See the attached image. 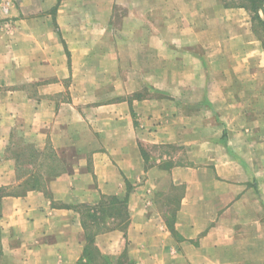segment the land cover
Segmentation results:
<instances>
[{
    "label": "crops",
    "instance_id": "1",
    "mask_svg": "<svg viewBox=\"0 0 264 264\" xmlns=\"http://www.w3.org/2000/svg\"><path fill=\"white\" fill-rule=\"evenodd\" d=\"M263 62L222 0H0V188L15 132L66 165L0 196V264H264L262 143L231 83ZM113 195L123 225L86 226Z\"/></svg>",
    "mask_w": 264,
    "mask_h": 264
},
{
    "label": "trees",
    "instance_id": "2",
    "mask_svg": "<svg viewBox=\"0 0 264 264\" xmlns=\"http://www.w3.org/2000/svg\"><path fill=\"white\" fill-rule=\"evenodd\" d=\"M226 6H241L245 7L250 11L252 21H253V29L254 32L258 35V37L261 39L263 48H264V16L261 14V10L264 8V0H222ZM264 13V9H263ZM1 91V88H0ZM14 145V143H13ZM48 150V154L44 153L41 149H34L32 151H29L28 153L22 152L19 149H15L13 151V155L16 160V171L18 180L20 183L15 186L13 189H7V188H0L1 195H8V194H21L24 195L26 192L32 189L37 190H43L47 188L43 183L42 176L40 174V171L35 169H29V173H25L26 168H21L20 165L23 162L22 157L29 156V161L34 163V158L37 159L38 156L41 155V159H46L49 161L51 160L52 164L50 165L49 169L47 170V173L49 175V180H51L54 177H57L61 173L64 172V160L60 158L53 148L52 145H48L46 147ZM42 164V163H41ZM59 164H62V168L58 170ZM49 165V164H48ZM43 182V183H42ZM125 202L126 200H120L117 196H104L102 203L99 206H92V205H82V217H84L83 222L87 226V222L89 220L93 221H102V222H108L109 226H111V222L118 218V226L123 225V222L125 221V217H122V213L119 210L121 207L125 208ZM100 212L99 217L97 216V212ZM124 213V212H123ZM107 223V224H108Z\"/></svg>",
    "mask_w": 264,
    "mask_h": 264
},
{
    "label": "rangeland",
    "instance_id": "3",
    "mask_svg": "<svg viewBox=\"0 0 264 264\" xmlns=\"http://www.w3.org/2000/svg\"><path fill=\"white\" fill-rule=\"evenodd\" d=\"M254 70H256V75L254 74ZM247 74L246 80L242 81L236 78V76H232L231 83L239 84V85H246L245 91L236 92V94H240V98L244 97L246 99V105L243 106L244 103L241 104L239 111L242 113V111L245 113L248 118L247 120L242 121L241 116V122H238L237 125H234L238 128V130L246 131L247 133H251L252 135V142H254V134H257V137L261 139L262 143V154H263V165H264V62L262 66H259L257 68H252L251 70L246 69ZM243 77V76H242ZM244 109V110H243ZM18 132L14 133V145L9 149L8 151V157L15 160V157L13 155V151L15 149H19L22 152L28 153L29 151H32L34 149H40L36 144H32L31 142H28L24 139H20V136L17 134ZM49 145V144H48ZM48 145L44 146V153L48 154V150L46 147ZM23 162L20 165L21 168H26L25 173H29V169H35L37 168L40 171V174L43 179V184H46L47 179H49V175L47 173V170L49 169L50 165L52 164L51 160L49 161L46 159H41V155L36 158H34V163L29 161V156L22 157ZM16 162V160L14 161ZM42 163V164H41ZM49 164V165H48ZM16 165V163H15ZM63 166L62 164H59L58 170L61 169ZM66 165L64 164V168ZM122 213V217L124 216V207H121L119 209Z\"/></svg>",
    "mask_w": 264,
    "mask_h": 264
}]
</instances>
